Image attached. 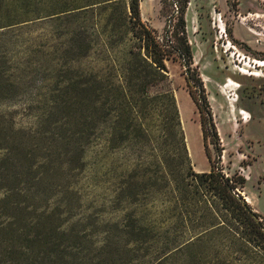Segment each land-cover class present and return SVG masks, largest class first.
Here are the masks:
<instances>
[{"label":"rangeland","instance_id":"1","mask_svg":"<svg viewBox=\"0 0 264 264\" xmlns=\"http://www.w3.org/2000/svg\"><path fill=\"white\" fill-rule=\"evenodd\" d=\"M109 2L0 0V161L8 159L0 198L9 187L16 192L15 202L54 208L64 213L62 218L80 222L92 239L93 258L107 230L120 235L115 225L121 221L165 226L161 232H170L168 250L187 240V225L176 220L171 191L173 178L185 181L187 161L161 136V105L148 99L131 119L125 100L110 90L120 79L133 32L126 2L114 8ZM140 9L145 24L162 38L170 1L141 0ZM249 10H264V0H189L187 35L192 68L203 81L219 138L215 144L207 124L212 163L245 178L239 189L264 217V51L238 43L231 33L235 18ZM220 15L227 36H221ZM261 23L255 26L263 31ZM256 42L264 47V38ZM166 64L168 80L150 87L149 95L174 93L191 166L208 171L201 114L183 60L172 53ZM97 72L103 89L95 114ZM196 84L194 79L197 95ZM179 212L187 220V204ZM6 246H0V264H14ZM159 256L144 246L133 264H150ZM181 262L178 257L173 264Z\"/></svg>","mask_w":264,"mask_h":264},{"label":"trees","instance_id":"2","mask_svg":"<svg viewBox=\"0 0 264 264\" xmlns=\"http://www.w3.org/2000/svg\"><path fill=\"white\" fill-rule=\"evenodd\" d=\"M119 1L127 4L126 16L131 24L133 44L118 70L120 79L110 84V90L125 100V109L131 119L148 99L161 105L164 112L161 136L171 150L179 149L187 161L185 181L180 183L173 178L171 185L173 210L179 213L176 220L187 225V240L168 250L170 232L167 236L163 234L167 232H161L165 226L121 221L115 225L120 235L114 236L107 230L97 247L98 255L93 258L90 254L93 242L86 227L83 229L80 222L62 218L64 213L57 209L23 200L15 202L16 192L8 187L0 198V246L7 244L14 264H133L137 251L144 246L160 254L157 259L150 260V264H173L178 257L182 258L180 264H264V217L239 189L245 178L228 175L218 162L215 164L211 160L207 124L213 131L215 144L219 138L203 81L192 68L194 57L186 21L189 0H169L173 9L162 38H158L155 30L142 20L141 0H111L109 7L114 8ZM108 50L113 56L114 47ZM172 53L183 60L187 86L201 114L204 146L211 161L209 171H195L191 166L174 93L167 90L152 97L149 95L150 87L168 80L166 59ZM101 78V72H97L93 100L95 114L101 110ZM194 79L199 89L197 95L192 90ZM217 158L220 160L221 155ZM7 162V156H4L0 170ZM5 174L3 170L0 172L1 180L6 178ZM185 204L187 220L179 212ZM160 233L163 234L161 238L157 237ZM8 242L12 246H8Z\"/></svg>","mask_w":264,"mask_h":264},{"label":"crops","instance_id":"3","mask_svg":"<svg viewBox=\"0 0 264 264\" xmlns=\"http://www.w3.org/2000/svg\"><path fill=\"white\" fill-rule=\"evenodd\" d=\"M262 15H264V10H249L247 13H241L239 18H235V22L232 24L231 28L233 40H236L240 44H247L251 50L255 52L264 51V47L259 48L256 45V37L264 38V30L261 31L259 30V26H255L258 23L262 24L261 22L264 20V18H262L264 16ZM242 28L245 33L242 32Z\"/></svg>","mask_w":264,"mask_h":264},{"label":"built area","instance_id":"4","mask_svg":"<svg viewBox=\"0 0 264 264\" xmlns=\"http://www.w3.org/2000/svg\"><path fill=\"white\" fill-rule=\"evenodd\" d=\"M243 18H244V17H243ZM220 24L223 25V27L220 28L221 36H223L224 33H225V35L227 36V34H226V28H225V26H224L223 18H222L221 15L219 16L218 26H219ZM228 43H230V44L232 45V43L230 42L229 39H228ZM226 46H228V44H226ZM232 47H235V46L232 45ZM229 49H230V48H227V50H229ZM233 52L236 53V49H235Z\"/></svg>","mask_w":264,"mask_h":264},{"label":"bare ground","instance_id":"5","mask_svg":"<svg viewBox=\"0 0 264 264\" xmlns=\"http://www.w3.org/2000/svg\"><path fill=\"white\" fill-rule=\"evenodd\" d=\"M248 199H249V202H251L252 203V201H251V199L248 197Z\"/></svg>","mask_w":264,"mask_h":264}]
</instances>
